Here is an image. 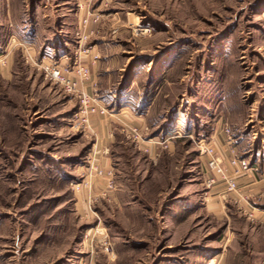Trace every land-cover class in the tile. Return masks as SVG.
<instances>
[{"label": "rangeland", "instance_id": "1", "mask_svg": "<svg viewBox=\"0 0 264 264\" xmlns=\"http://www.w3.org/2000/svg\"><path fill=\"white\" fill-rule=\"evenodd\" d=\"M27 46L69 67L90 47L107 113L84 121ZM203 142L264 173V0H0V264H264Z\"/></svg>", "mask_w": 264, "mask_h": 264}, {"label": "built area", "instance_id": "2", "mask_svg": "<svg viewBox=\"0 0 264 264\" xmlns=\"http://www.w3.org/2000/svg\"><path fill=\"white\" fill-rule=\"evenodd\" d=\"M26 59L33 61L40 69H43L46 76L52 81L62 86L66 91L74 94H78L81 100V112H83L84 121H88V117L93 114H106L108 109L105 105L96 102L97 98L95 94L90 93L87 89V83H90V64L96 63L100 56L96 53H91L92 49L90 47L85 48L83 53L90 59L89 63H83L80 60H75L72 67L66 66L63 62L64 55L60 58L55 57L50 53H42L40 57H36L27 46L26 48ZM93 87L94 82L89 84ZM123 131L128 135L138 138V140H143L144 129L142 126L128 125L123 127ZM226 133L230 138V128L226 129ZM129 135V136H130ZM231 139V138H230ZM231 140H229V143ZM201 150L208 158V167L206 173V179L209 185L216 184L220 179L224 180L226 183L225 191L229 194H234L233 196L241 197V190L239 187L238 177L246 173L248 170L253 168V165L244 157H240L236 148H231L229 153L228 165L229 170L225 168L222 164V157L218 154V146L212 142L201 143ZM99 174H106L102 169L98 170ZM252 216L255 214L253 211L250 212ZM210 261L206 264H212Z\"/></svg>", "mask_w": 264, "mask_h": 264}, {"label": "crops", "instance_id": "3", "mask_svg": "<svg viewBox=\"0 0 264 264\" xmlns=\"http://www.w3.org/2000/svg\"><path fill=\"white\" fill-rule=\"evenodd\" d=\"M82 58L85 59V61H86L88 59V56L84 54L82 56ZM124 119H127V118H124ZM252 165H253L254 170H257V168L254 167L256 165H254V163H252ZM241 176H239L240 178L238 179V181H240L239 183H243L242 189H244V191L241 189V187H240V190L245 195L252 197V198H250L249 210L250 211H252V210L257 211L258 210V212H256L258 214L257 216L260 218V220H262V223H263L264 222V208L263 207L262 208L257 207L256 199H260V198H262V200L264 199V173L260 174V173L255 172V171H250V172H247L246 174L244 173Z\"/></svg>", "mask_w": 264, "mask_h": 264}, {"label": "bare ground", "instance_id": "4", "mask_svg": "<svg viewBox=\"0 0 264 264\" xmlns=\"http://www.w3.org/2000/svg\"><path fill=\"white\" fill-rule=\"evenodd\" d=\"M215 260H216V258H213L211 261H212V262H215Z\"/></svg>", "mask_w": 264, "mask_h": 264}, {"label": "trees", "instance_id": "5", "mask_svg": "<svg viewBox=\"0 0 264 264\" xmlns=\"http://www.w3.org/2000/svg\"><path fill=\"white\" fill-rule=\"evenodd\" d=\"M118 104H120V105H121V104H122V102H121V101H119V103H118Z\"/></svg>", "mask_w": 264, "mask_h": 264}]
</instances>
